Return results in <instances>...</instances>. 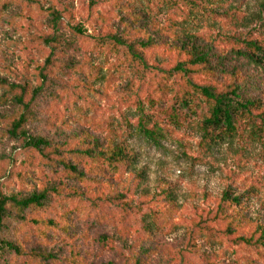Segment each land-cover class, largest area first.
Returning a JSON list of instances; mask_svg holds the SVG:
<instances>
[{"label": "rangeland", "instance_id": "374dc122", "mask_svg": "<svg viewBox=\"0 0 264 264\" xmlns=\"http://www.w3.org/2000/svg\"><path fill=\"white\" fill-rule=\"evenodd\" d=\"M168 1L0 0V78L15 86L0 88L7 95L0 103V192L45 191V207L25 214L68 228L67 235L52 228L42 236V228L4 217L0 240L21 255L0 253V264H264V246L254 243L264 230V117L249 122L262 124V134L242 119L237 134L205 149L197 117L171 101L172 90L156 88L187 59L182 43H194L224 68L219 88L233 83L240 99L264 108V68L233 54L243 41L264 45V0ZM111 35L152 40L141 53L144 80ZM53 37L60 44L42 41ZM20 92L33 116L18 133L50 141L44 151L57 156L49 159L72 161L84 181L60 166L50 170L9 133L23 111L12 99ZM149 114L154 127L140 123ZM142 125L157 135L148 138ZM117 143L134 162L115 174L68 154ZM224 192L238 203H226L221 214ZM228 225L231 236L221 234ZM238 235L252 244L236 242ZM31 251L53 260L34 262Z\"/></svg>", "mask_w": 264, "mask_h": 264}, {"label": "trees", "instance_id": "16d2710c", "mask_svg": "<svg viewBox=\"0 0 264 264\" xmlns=\"http://www.w3.org/2000/svg\"><path fill=\"white\" fill-rule=\"evenodd\" d=\"M168 2L171 3L172 1L169 0ZM54 17L52 18L53 20ZM76 32L79 33L78 31ZM110 38L117 41L118 44H122L129 51V62L134 63L137 70H140L136 71V73L140 72L141 75L139 76V79L144 80L143 78L145 77L147 67L141 53L145 50L144 48L153 44L152 40L147 38L143 42L134 44L127 43L125 39L118 42L117 39L121 38L119 35H111L107 37V39ZM42 41L47 43V45L60 44L56 37L42 39ZM97 41L99 44L96 45H100L102 39H98ZM240 46V49L236 48L234 51L232 50L234 55L244 59L249 64L264 68L263 44H257L254 41H243ZM54 47L55 46L50 47L51 52L45 60V65L52 63L51 55L53 54ZM137 47H139L140 50L137 49ZM181 47L185 49L183 51H185L187 59L183 62L177 63L171 71H166L164 84H157L156 88H158V92L162 94L172 90L173 99L171 101L176 102L181 110L185 109V112L194 114L197 117L198 129L201 133L200 141L203 148L211 149L214 145L232 138L233 135L237 134L242 119L246 120L247 124L252 122L254 118L262 119V117H264V108L259 107L254 101H243L240 99L237 89L238 87H234L233 83H230L225 88H219L216 85V80L219 77V74L224 73V68L221 63L212 64V60L206 50L198 49L194 43H182ZM199 76L201 77L199 78ZM171 79L177 80L178 83L174 84V81ZM41 86H39L38 91L41 90ZM0 88H4L5 91L8 92L15 89V86L0 78ZM36 92L37 91L33 90L32 96H34ZM6 96L7 95H3L0 97L1 104L4 103ZM22 97L23 92H20L12 98L14 102L23 109V111L18 117L16 116L11 120V129L9 130V133L15 138H21L22 144L27 151H34L41 157H45V166L50 170L56 171L58 166H60V170L69 178L84 181V174L75 164L72 163V161L60 160L58 157L54 160L49 159L48 155L57 156L54 151H48L47 153L44 151L47 148H51L50 141L40 136H29L23 131L18 133V128L25 123V120L33 116L32 114H28L29 103H24ZM169 108L173 109V106L170 105ZM253 112H256V114L254 115ZM154 118L155 116L153 114L141 115L140 123L152 124L154 127L156 124ZM249 125H251L250 132L262 134V124L261 126H252V123H249ZM139 128L148 138L157 135L156 131L153 129H147L143 125ZM68 154L73 155V158L79 157L80 159L86 160L101 173L115 174L118 171L119 166L127 167L134 162V155L122 146L121 143L105 146L93 145L92 147L83 150H72ZM47 201L48 198L45 191L38 194L33 192L30 195L23 197L14 195L7 197L0 192V230L3 227V218L10 217L13 214V217L18 220L19 224L27 222L36 227L42 228L40 231L43 232L41 233L42 236H45V232L52 228H55V230L58 229L64 235H67V226L59 227L52 221L27 217L28 214H25L28 210L33 211L34 209H43L48 203ZM226 203L237 204L238 198L231 197L228 192H224L221 198V203L217 208L218 213H223L224 205ZM6 204H8V211L6 210ZM259 231L260 237L255 240L254 243L258 244L261 242V246H264V230L261 229ZM233 233L234 229H232V226L228 225L221 234L231 236ZM234 240L236 242L246 243L247 245L252 244L253 241L251 237L246 238L240 235L235 237ZM6 251L13 252L15 255H21V252L11 243L0 240V253ZM28 256L32 258L34 262L38 263H47L53 260L52 255L38 251H31Z\"/></svg>", "mask_w": 264, "mask_h": 264}]
</instances>
